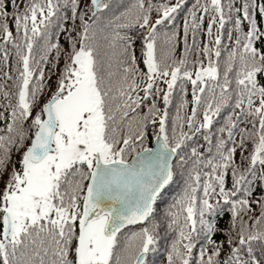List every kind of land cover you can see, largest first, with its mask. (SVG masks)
Returning a JSON list of instances; mask_svg holds the SVG:
<instances>
[{
    "label": "snow or ice",
    "instance_id": "snow-or-ice-1",
    "mask_svg": "<svg viewBox=\"0 0 264 264\" xmlns=\"http://www.w3.org/2000/svg\"><path fill=\"white\" fill-rule=\"evenodd\" d=\"M8 3L15 11L0 0V39L15 49L17 75L5 72L13 83L0 85V264H150L161 228L175 234L167 264H264V197H254L264 189V28L256 18L264 3L195 0L179 59L178 33L161 28L187 0ZM184 82L192 107L185 112L181 100L170 125L168 106ZM228 108L215 156L187 151L203 133L211 152L214 119ZM181 172L184 189L158 219ZM225 213L226 231L216 222ZM218 231L225 239H214Z\"/></svg>",
    "mask_w": 264,
    "mask_h": 264
},
{
    "label": "trees",
    "instance_id": "trees-1",
    "mask_svg": "<svg viewBox=\"0 0 264 264\" xmlns=\"http://www.w3.org/2000/svg\"><path fill=\"white\" fill-rule=\"evenodd\" d=\"M131 2H132V0H117V3L121 6H126V5L130 4ZM153 2L154 3L167 2V0H153ZM171 2L175 3L176 0H171ZM6 3H7V11L10 14L13 13L15 11V8H13L11 3H8V0H6ZM193 3H195V0H187V4L176 15L175 21L172 24H168L166 27L161 28L162 32L176 31L178 33L177 44H176V49H175V58L176 59L181 58L183 51H184L183 22H184L185 16L188 14V9L191 8ZM257 3H264V0H257ZM237 6H239V0H237ZM68 14L70 15V12ZM153 15L155 17V13ZM256 18H257V22L261 26V28H264V17H261L260 14L257 12ZM8 23H9L10 29L13 31V34L15 36V34H16L15 33V27H14L13 21L11 20V17H9ZM76 23L78 24L79 22L77 21ZM71 24H72V21L69 20L65 26L70 27ZM206 27H207V19H205L204 25H203L201 31L198 33V43L200 44L201 48L203 47V43L207 41V37L204 35V30L206 29ZM231 28H232L231 23L227 24L225 27V30H224V43L225 44L229 43V41L227 39V33H228V30H230ZM245 30H247L246 26H245ZM214 31H215V29H214ZM59 39H60V43L63 44L64 47L66 48L67 43L65 40L64 33L59 34ZM189 44H191V34L189 35ZM0 45H4V41L2 39H0ZM160 46L166 47L163 44V39H161ZM139 47H140V43H139V40L137 39V42H136L137 55H139ZM4 48L7 49L8 56H9V59H8L6 64L3 61ZM4 48H0V85H4L6 88H10L13 81L6 80V78L4 77L3 74L5 72H8L9 74H11L13 76V79L15 78V76L17 75V73L15 71V69L17 67V63H16L17 58L15 56V49L12 47L11 43L4 45ZM225 56H226V53H223L221 59L223 60ZM37 58H38V53H37ZM189 59L190 60L196 59L195 52H193L190 55ZM63 63H64V60L62 57L60 60L59 67L56 69L57 73L59 72V68L63 66ZM51 68H52L51 63L46 65V67H45V75L46 76L49 75ZM262 80H264V78H262ZM54 81H55V76L52 77V81H50V83H54ZM181 100H187L188 101L185 112L190 113V110L192 107V104H191L192 85L189 82H184V91L183 92H181V90L179 88H177L173 93V102L170 106H168L169 124L170 125H171V120L176 116L177 106L179 105ZM158 106L162 110L165 107L163 105V103L159 102V101H158ZM236 111H239V110H236ZM230 112H231V108L225 109L219 117H216L214 119V123H213L212 129H211V136H212V140H213V144L211 145V152L208 151L210 145L208 144L207 141L204 140L203 133L197 134V136L194 137V139L192 141H189L187 151L190 152V148L194 146L198 149L199 152L203 153V155L206 158H212L213 156H215V154H216V149H215L216 141L222 135L226 139V132L224 134H221L219 132V129L224 126L225 121H226L228 115L230 114ZM245 126L251 127L250 124L246 125L243 122L240 124V128H243ZM185 130H187V129H185ZM237 139H238V137H237ZM148 144H149V146L154 145V139L152 137L151 130L149 131ZM228 146H231V144H229ZM250 147H251V145H249V148ZM244 155H247V153H245ZM18 158H19L18 156H14V159H18ZM241 159H242V157H241L240 151L238 150L236 152V160H237V162H239ZM190 167H191V165H189V169H190ZM204 171H208V169H204ZM186 176H187V172H181V174L177 177V182L173 183L169 187L168 192L165 195L164 201L160 204V217H158V219L162 218L164 211L182 193L184 186H185L184 182H185ZM231 184H232V177L229 174L226 177V185H227V187L230 188ZM3 186H4L3 182L0 181V189H3ZM200 194L202 195V193H200ZM254 197H264V189L257 187L255 189V192H254ZM253 208L255 210V214L258 215L259 211H260L258 206L253 204ZM245 219L247 220V217H245ZM229 220H230V213H225L222 217L217 219V221H216L217 227L219 229L226 231V229L228 227ZM249 223H251V221H249ZM140 227H142V225L129 227L123 231L125 234H130L132 231H138L140 229ZM174 235L175 234L172 233L171 231H166L165 228H161V236L163 238L160 240L157 252L149 257L150 264H167V255H168V251L170 250V245H171V242L174 238ZM214 239H216V240L225 239L224 232L218 231L215 234ZM202 243H203L202 240L197 242V247L194 249V253L198 254L199 247L201 246ZM225 252H227V247H225ZM256 254H257V256L260 255V253H258V252Z\"/></svg>",
    "mask_w": 264,
    "mask_h": 264
},
{
    "label": "water",
    "instance_id": "water-1",
    "mask_svg": "<svg viewBox=\"0 0 264 264\" xmlns=\"http://www.w3.org/2000/svg\"><path fill=\"white\" fill-rule=\"evenodd\" d=\"M154 145H155V141H154ZM154 145H153V146H154ZM135 226H139V225H135ZM129 227H134V226H129ZM124 230H125V229H124Z\"/></svg>",
    "mask_w": 264,
    "mask_h": 264
}]
</instances>
